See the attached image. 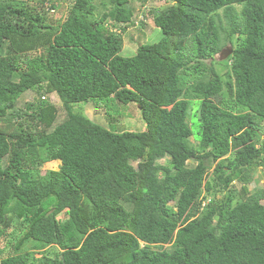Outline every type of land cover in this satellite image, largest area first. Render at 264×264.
Returning a JSON list of instances; mask_svg holds the SVG:
<instances>
[{"label":"trees","instance_id":"trees-1","mask_svg":"<svg viewBox=\"0 0 264 264\" xmlns=\"http://www.w3.org/2000/svg\"><path fill=\"white\" fill-rule=\"evenodd\" d=\"M161 1L162 37L124 57L106 26L133 25L127 0L53 23L59 0H0V264H264V0ZM88 103L137 105L145 127Z\"/></svg>","mask_w":264,"mask_h":264},{"label":"rangeland","instance_id":"rangeland-1","mask_svg":"<svg viewBox=\"0 0 264 264\" xmlns=\"http://www.w3.org/2000/svg\"><path fill=\"white\" fill-rule=\"evenodd\" d=\"M127 6L132 8L134 12L133 25L124 28V30L106 26V29L117 34H120L122 41V50L120 52L124 57H129L135 54L136 47L141 44H152L158 41L162 37L161 31L156 28L153 24V16L156 12H160L168 6L167 3L161 0H147L144 6H141L137 0H127ZM32 4H37V0H32ZM61 4L58 10H48L49 17L48 22L53 23L56 20L64 21L68 15L69 8L71 6L70 0H59L58 2ZM107 0H93L94 12L93 19L97 20L104 12L107 11L109 5L107 4ZM47 6V5H46ZM142 20V24L139 22ZM99 24V23H98ZM229 47L226 45V48ZM220 54L214 55L213 62L220 61ZM217 67V65H216ZM220 70V69H217ZM222 70H225L222 67ZM45 101L50 102L52 104H59L58 97L55 94L45 95ZM36 100V96L32 92H26L23 94L19 100L18 104L23 106L27 102H33ZM118 108L121 110V114L115 116H108L105 113V109L102 106H96L92 103L88 104H77L73 107L74 111H79L87 118L101 124L104 127H108L116 132L121 131H142L145 127V123L141 120L140 113L137 105H128V106H119ZM118 112V113H120ZM112 113V112H111ZM110 114V113H109ZM190 122V120L188 119ZM164 161V159H163ZM160 162L162 160L160 159ZM59 162L53 161L46 163L42 166L43 170H55L58 168ZM253 181L249 184V189L253 188H261L263 186V176L261 170L258 168L256 172H253ZM21 234L20 229H17L16 226L10 225L9 229L6 231V236L1 240L6 243L10 241L11 244H14L19 235ZM54 248L55 247H50ZM51 250V249H48ZM57 250V249H56ZM8 252V249L7 251ZM33 256L35 258H40L41 253L32 251Z\"/></svg>","mask_w":264,"mask_h":264},{"label":"water","instance_id":"water-1","mask_svg":"<svg viewBox=\"0 0 264 264\" xmlns=\"http://www.w3.org/2000/svg\"><path fill=\"white\" fill-rule=\"evenodd\" d=\"M232 50L230 47H227L225 49H223L221 52H220V59L221 60H224L226 59L230 54H231Z\"/></svg>","mask_w":264,"mask_h":264},{"label":"clouds","instance_id":"clouds-1","mask_svg":"<svg viewBox=\"0 0 264 264\" xmlns=\"http://www.w3.org/2000/svg\"><path fill=\"white\" fill-rule=\"evenodd\" d=\"M51 162H53V161H51ZM47 163H49V162H47ZM46 164V163H45ZM61 163H60V161H59V165H60ZM59 167V166H58ZM50 170H53V169H50ZM57 170H58V168H57ZM56 171V170H55Z\"/></svg>","mask_w":264,"mask_h":264},{"label":"crops","instance_id":"crops-1","mask_svg":"<svg viewBox=\"0 0 264 264\" xmlns=\"http://www.w3.org/2000/svg\"><path fill=\"white\" fill-rule=\"evenodd\" d=\"M57 162H59V161H57ZM55 170H57V168Z\"/></svg>","mask_w":264,"mask_h":264}]
</instances>
